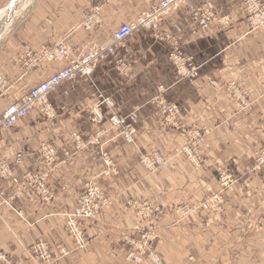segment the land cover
<instances>
[{"label": "crops", "instance_id": "1", "mask_svg": "<svg viewBox=\"0 0 264 264\" xmlns=\"http://www.w3.org/2000/svg\"><path fill=\"white\" fill-rule=\"evenodd\" d=\"M6 1L0 0V8ZM25 3L30 6L24 18L0 47V75L11 86L0 98V114L68 62L28 68L21 60L25 45L37 53L64 43L78 57L91 44L110 41L120 25L136 23L152 5L145 0ZM201 9L217 20L206 22ZM224 17L229 25L221 24ZM87 22L96 25L87 29ZM161 25L199 68L194 82L178 75L169 43L142 29L90 78L53 91L50 117L39 105L15 127L0 131V163L13 169L8 179L0 177V251L15 264H37L30 250L39 239L49 245L53 264H132L126 261L128 242L148 223L157 229L155 247L165 264H264V185L259 174L248 171L264 148V29L250 31L242 0H187ZM159 86L168 102L182 109L178 123L155 106ZM105 99L113 101L112 113L134 125V144L110 129L105 107L103 124L91 123ZM197 135L203 136L199 145ZM47 141L59 158L49 184L60 200L50 205L18 194L25 175L48 169L38 156ZM153 150L169 160L167 170L150 172L141 165V155ZM103 151L116 163V175L104 174ZM195 151L201 159L194 163ZM18 153L24 155L20 165ZM224 174L235 180L229 189L221 186ZM94 178L115 203L85 223L90 247L76 251L64 213ZM216 195L225 202L223 212L200 208ZM131 201L160 212L152 222L143 221ZM184 206L194 210L188 217L177 212ZM62 249L70 254L62 256Z\"/></svg>", "mask_w": 264, "mask_h": 264}, {"label": "built area", "instance_id": "2", "mask_svg": "<svg viewBox=\"0 0 264 264\" xmlns=\"http://www.w3.org/2000/svg\"><path fill=\"white\" fill-rule=\"evenodd\" d=\"M148 3H152L150 11L143 14L136 23H125L120 25L113 33L112 39L104 43L91 44L83 55L72 57L71 49L64 43L53 48H46L37 53L33 52L28 45L24 46L23 55L21 60L28 68H37L43 63L50 64H62L63 65L56 73L52 74L43 82L39 83L35 87L31 88L28 93L19 101L9 105L3 113L0 114V131H8L15 127L20 121L27 118L31 112H33L37 106L42 105L45 107V112L49 110L47 106L48 96L55 91L59 86L66 82L74 81L77 79L90 78L95 70L102 64L112 61L116 57L118 48L130 39L134 33L142 29H151L154 31V38L168 42L171 47L170 60L177 66L178 75L194 82L199 75V68L184 56L181 51L180 43L176 39H172L169 34L161 31V24L164 19L170 16L179 6L187 2V0H145ZM244 11L247 16V23L250 31H256L258 29H264V1L263 0H242ZM208 10H211V6H207ZM204 16L206 22H211L217 18L210 12H206L204 9L200 10ZM225 25L230 24L228 17L222 18ZM96 24L87 22L85 27L87 29L93 28ZM70 60V61H69ZM116 68L122 70V64L116 63ZM11 89L9 81L3 75H0V98L4 97ZM166 89L164 86H159L158 93L154 98L155 106L158 111L166 116L168 119H179L182 117V109L174 103L168 102L165 97ZM242 105L246 104V96L242 95ZM109 114V123L112 129L119 130L126 138L128 143H133L136 131L132 125L127 124L125 118H122L114 113V103L110 99H105L101 106L92 112V121L94 123H101L104 121V114L106 111ZM39 156V155H38ZM103 156V155H102ZM43 162L48 167L49 164L54 163L55 167L58 161L57 151L54 147H47L46 145L41 147L40 156ZM111 157L109 155L103 156L106 167H112ZM155 161L143 162L147 165L150 171L157 168L167 169V165L162 161L160 157H155ZM199 161V159H196ZM24 161V155L18 153L15 158V163L20 165ZM142 163V160H141ZM50 166V165H49ZM107 167V169H108ZM250 174H259L261 176L264 185V148L260 149L255 157L253 165L248 169ZM108 172V170H107ZM47 172H40L36 174H28L24 176L21 183V191L29 193V187L35 185V189L38 193H34V196L49 200L54 198V194L48 187V175ZM113 171H110L112 174ZM13 174L12 166L8 163H0V177L2 179H8ZM235 182L234 178L230 174H224L221 177L222 188L229 189ZM110 199L105 196L104 193L94 184L88 185L85 188V192L79 197L77 206L70 213L66 214L67 227L71 236L74 239V245L76 250H86L90 247V243L86 237V232L80 225V220H91L97 216L102 210H107L110 207ZM224 200L221 197H215L203 203L202 208L205 210H213L216 212L224 211ZM130 206L134 207L138 213L143 216V220L152 222L160 211L154 209L148 203L130 202ZM183 215V209L180 211ZM188 214V213H186ZM138 239H132L133 250L128 254V260L135 264H165L161 255L155 248L157 240V229L151 223L141 231L137 237ZM47 243L43 239L39 241L31 248L30 252L37 264H53L54 259L46 249ZM64 256L67 254L63 253ZM0 263L1 264H15L11 257L3 251H0Z\"/></svg>", "mask_w": 264, "mask_h": 264}, {"label": "rangeland", "instance_id": "3", "mask_svg": "<svg viewBox=\"0 0 264 264\" xmlns=\"http://www.w3.org/2000/svg\"><path fill=\"white\" fill-rule=\"evenodd\" d=\"M14 1H16V0H7L4 4H3V6L0 8V33L1 32H3L4 31V29H5V24H7L8 22H10V18H9V16H10V13H11V6L14 4ZM26 0H23V1H21V4L22 3H24ZM20 5V4H19ZM18 5V6H19ZM30 6V5H29ZM29 6H27V8L29 7ZM27 8H26V10L19 16V18H17L16 19V21L14 22V24L12 25V27L10 28V30H9V32L7 33V34H5L2 38H1V40H0V47H1V45L6 41V39H7V37L12 33V31L18 26V24L21 22V20L24 18V16H25V14H26V11H27ZM9 10V11H8ZM9 19V20H8ZM217 20V19H216ZM215 21V20H214ZM221 24H222V21H221ZM162 26V25H161ZM250 29V28H249ZM258 30H262V29H258ZM258 30H256V31H258ZM178 41V40H177ZM163 42V41H162ZM180 43V42H179ZM180 47H181V43H180ZM181 51H182V48H181ZM183 52V51H182ZM184 54V53H183ZM185 56V55H184ZM186 57V56H185ZM117 70H118V72L119 73H122V70H120V69H118V68H116ZM84 79H86V78H84ZM47 106L49 107V110L47 111V112H45V107H43V109H42V111L44 112V114H45V116L46 117H50V115L48 114L50 111H51V108H50V106L48 105V103H47ZM183 112V111H182ZM107 114H110L111 115V112L110 111H108L107 112ZM104 115H106V113L104 114ZM92 116H93V114H92ZM182 117H183V114H182ZM182 117L181 118H179V119H170L172 122H174V123H178L181 119H182ZM127 121V120H126ZM91 123L93 124V125H95V126H100V125H102L103 124V121L101 122V123H94L93 121H92V118H91ZM110 124V123H109ZM127 124H129L128 122H127ZM130 125H132L133 126V128L135 129V127H134V125L133 124H130ZM110 129H112V126H110ZM112 131H114L115 133H118V135L119 136H122L124 139L126 138L124 135H122L121 134V132L119 131V130H116V129H112ZM115 138V137H114ZM133 138H134V142L133 143H129V144H134L135 143V135L133 134ZM202 139H203V136H201V135H197V139H196V141H197V143H198V145L199 144H201V142H202ZM113 140V137H111V140L110 141H112ZM125 141H126V139H125ZM97 142V138H96V140L95 141H91L90 143L91 144H95ZM127 142V141H126ZM128 143V142H127ZM44 145H46L47 147H50V146H52V147H54V145H53V143L52 142H44L42 145H41V147L42 146H44ZM55 148V147H54ZM56 149V148H55ZM40 150H41V148H40ZM40 150H39V156H40ZM57 151V150H56ZM104 153H102L101 152V154L103 155V156H106V155H108V153H106L105 151H103ZM57 155H58V151H57ZM103 156H102V158H103ZM155 157H160L161 159H162V161H164V163L167 165V169H168V164H169V160L161 153V152H159V151H157V150H153V151H150L149 153H145V154H142L141 155V157H140V163H141V160H142V163H141V165L144 167V169H146L147 171H150V169L147 167V165L143 162V160H146V161H155L156 159H155ZM41 158V157H40ZM58 159V161H57V163H56V165H55V167L58 165V163H59V158H57ZM111 159V162H112V167H108V169H107V167H106V170H108V172L106 171L104 174H106L107 176H112V175H116L117 173H118V170H117V165H116V163L113 161V159L112 158H110ZM195 159H201V155H200V153L198 152V151H195L194 152V154H193V162L195 163V162H198L197 160H195ZM105 160V159H104ZM103 160V161H104ZM45 163V162H44ZM104 164L105 165H107L105 162H104ZM46 165V164H45ZM50 165V166H49ZM48 165V169L47 170H45V171H42V172H47V171H49V172H52L54 169H55V167L53 168V166L52 165H54V163H52V164H49ZM167 169H165V170H167ZM110 171H113V173L112 174H110ZM156 171H164L162 168H157L156 170H153V171H150V172H156ZM41 172V173H42ZM29 174H31V173H29ZM28 175V174H27ZM33 175V174H32ZM26 176V175H25ZM222 177V176H221ZM221 177H220V182H221ZM49 178H50V173H49V175H48V180H49ZM21 183H22V180H21ZM20 183V184H21ZM95 183V185L96 186H98L99 187V189L102 191V193H104L105 194V196L107 197V198H109L110 200V208L109 209H111L112 208V206L114 205V203H115V200H113V198H111V197H108L107 195H106V193L103 191V189L100 187V185L98 184V182H97V180H96V178H94V179H92L91 181H89L86 185H85V188L88 186V185H92V184H94ZM221 186H222V183H221ZM48 187H49V189L51 190V193H53L54 194V198H52V199H49V200H44V199H40L42 202H44V203H47V204H52V203H54V202H58L60 199V197H59V194L58 193H56L53 189H52V187H51V185L48 183ZM36 187H35V185H33V186H31V187H29V194L31 195V196H33L34 197V193H36V195H38V193H37V191H36V189H35ZM85 188H84V190L82 191V193H84L85 192ZM23 193V192H22ZM22 193H20V192H18V194H20V195H22ZM81 193V194H82ZM80 194V195H81ZM39 196V195H38ZM80 197V196H79ZM215 197H218L217 195L216 196H213L212 198H210V199H206L203 203H208V201H210L211 199H213V198H215ZM219 198V197H218ZM79 200V199H78ZM202 203V204H203ZM202 204H201V206H200V208H202ZM77 206V205H76ZM75 206V207H76ZM130 206V205H129ZM74 207V208H75ZM73 208V209H74ZM73 209H71L70 211H68V212H66V213H64V218H65V224H66V232L68 233V235H72L70 232H69V229H68V227H67V218H66V214H68V213H70L71 211H73ZM109 209H107V210H109ZM181 209H183V212H184V215L180 212L181 211ZM203 209V208H202ZM205 210V209H204ZM102 211H106V210H102ZM101 211V212H102ZM100 212V213H101ZM177 212L178 213H180L183 217H188L192 212H194V210L192 209V208H189V207H186V206H184V207H180L179 209H177ZM99 213V214H100ZM138 213V212H137ZM186 213H188V214H186ZM98 214V215H99ZM97 215V216H98ZM138 215H139V217H141V219L143 220L144 218H143V216L140 214V213H138ZM97 216H95L94 218H92L91 220H80V225H81V227H83L84 228V230H85V232H86V229H85V223L86 222H90V221H92V220H95L96 218H97ZM156 218V217H155ZM144 221V220H143ZM72 237V236H71ZM86 237H87V235H86ZM72 239H73V237H72ZM88 239V238H87ZM138 239V238H137ZM45 241V240H44ZM88 241H89V243H90V240L88 239ZM132 240H130L128 243L130 244L129 246H130V248H129V250L127 251V254H126V261L128 262V263H132V264H135L134 262H131V261H129L128 260V254L133 250V246H132V242H131ZM73 245H74V239H73ZM156 248V247H155ZM46 249H47V251H48V253H50L51 254V249H50V247H49V245H46ZM74 249H75V245H74ZM76 250V249H75ZM76 251H84V250H76ZM64 252H66L67 254L65 255V256H67V255H69L70 254V251H68L67 249H62V251H61V255L62 256H64ZM158 252V251H157ZM51 256H52V254H51ZM162 257V256H161ZM52 259H54V262L56 261V258L55 257H53L52 256Z\"/></svg>", "mask_w": 264, "mask_h": 264}, {"label": "bare ground", "instance_id": "4", "mask_svg": "<svg viewBox=\"0 0 264 264\" xmlns=\"http://www.w3.org/2000/svg\"><path fill=\"white\" fill-rule=\"evenodd\" d=\"M21 1H23V0L14 1V4L11 6V8H10L11 9V13H10V16H9V18L11 20L7 24H5L4 31L0 33V40L5 34H7L9 32L10 28L12 27V25L16 21V18H18L26 10V3L24 2V3L21 4ZM27 1H29V0H27Z\"/></svg>", "mask_w": 264, "mask_h": 264}]
</instances>
